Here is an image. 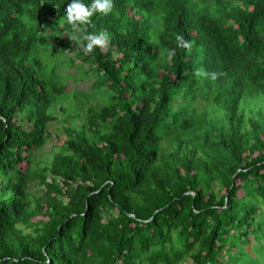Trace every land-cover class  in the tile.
Wrapping results in <instances>:
<instances>
[{"label":"trees","instance_id":"trees-1","mask_svg":"<svg viewBox=\"0 0 264 264\" xmlns=\"http://www.w3.org/2000/svg\"><path fill=\"white\" fill-rule=\"evenodd\" d=\"M68 2L0 0V264H264V0Z\"/></svg>","mask_w":264,"mask_h":264},{"label":"clouds","instance_id":"clouds-1","mask_svg":"<svg viewBox=\"0 0 264 264\" xmlns=\"http://www.w3.org/2000/svg\"><path fill=\"white\" fill-rule=\"evenodd\" d=\"M113 0H90V3H85V0H69L65 9L66 21L74 28L77 25H87L90 23V18L94 14L107 15L112 11ZM72 39V37H70ZM180 47H188V41L181 34L175 37ZM85 41L83 50L88 54L94 47H102L107 42V34H88L83 37Z\"/></svg>","mask_w":264,"mask_h":264},{"label":"rangeland","instance_id":"rangeland-1","mask_svg":"<svg viewBox=\"0 0 264 264\" xmlns=\"http://www.w3.org/2000/svg\"><path fill=\"white\" fill-rule=\"evenodd\" d=\"M40 56H41V58L43 60V63H44V69L46 68L44 72L47 75L49 74L50 77H53V65L55 63H58V61H61L62 59H64V57L63 56H60V58L57 57L56 55L53 54V51H48L47 54H45L44 52L40 51ZM62 66H65V63ZM86 67H88V65H86ZM63 71H65V70H63ZM71 85H72V83H71ZM91 85H92V80H88V81L81 82V86L80 87L83 88L84 90H88ZM196 105H197L198 111L203 109L204 104L202 102L198 101L196 103ZM48 149L49 148H47L45 150V153L48 151ZM30 191L33 194L38 195V194H40V186L33 185L31 187ZM241 193L242 192H240V194Z\"/></svg>","mask_w":264,"mask_h":264}]
</instances>
